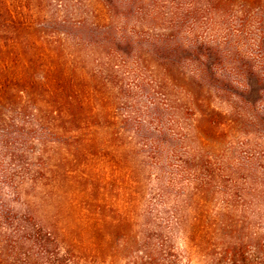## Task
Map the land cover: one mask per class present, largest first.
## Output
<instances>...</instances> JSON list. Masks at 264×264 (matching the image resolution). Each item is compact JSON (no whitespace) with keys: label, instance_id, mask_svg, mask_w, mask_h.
Masks as SVG:
<instances>
[{"label":"trees","instance_id":"obj_1","mask_svg":"<svg viewBox=\"0 0 264 264\" xmlns=\"http://www.w3.org/2000/svg\"><path fill=\"white\" fill-rule=\"evenodd\" d=\"M45 3L0 0V264H106L104 238L92 245L68 238L39 213L60 183L50 160L61 159L72 137L78 159L111 153L113 180L120 173L131 185L140 183L141 140L154 154L170 145L177 164L155 194L161 234L149 243L158 253L175 245L174 231L200 229L212 195L232 206L260 191L236 186L239 175L255 174L254 157L241 171L227 159L217 167L216 155L237 150L249 122L264 123V0H59L51 15ZM135 88L153 105L127 104L121 117L116 101L135 100ZM131 114L147 116L155 130ZM103 130L111 140L103 141ZM94 190L97 213L107 215ZM144 197L126 191L129 220ZM255 200L264 204V196ZM125 219L116 231L131 224ZM258 242L260 253L264 239Z\"/></svg>","mask_w":264,"mask_h":264},{"label":"rangeland","instance_id":"obj_2","mask_svg":"<svg viewBox=\"0 0 264 264\" xmlns=\"http://www.w3.org/2000/svg\"><path fill=\"white\" fill-rule=\"evenodd\" d=\"M57 3L59 0H47L45 4L49 15L53 13ZM146 71L151 74L153 69L149 67ZM178 88L179 86L176 89ZM134 90L135 100H131L132 102L128 101L125 104L121 101L119 104L116 101L118 103L116 112L118 111L121 117L130 112L127 104L132 106L138 103L139 106L142 104L144 107L153 105L147 93H138L139 90L136 88ZM168 92L171 93L169 90ZM174 94L176 98L180 97L179 91ZM164 105L165 108H169L165 102ZM260 113H262L261 108ZM131 115L139 121H144L146 126L151 127V131L155 130V126L151 123V119L146 118L147 116ZM249 119H252V115ZM163 120L166 127H169L171 118L167 113ZM106 123L108 125V121ZM85 131L90 137L92 132ZM245 131V134H238L235 139L234 144L237 150L233 153L229 151V155L225 151L216 155L217 167H221L223 160L227 159L231 167L242 168L241 171H246L251 168L252 164V158L249 157H254L256 163L259 164L253 168H256L255 174L251 179L248 177L249 171L239 175L236 186L250 189L259 184L260 191L252 190L251 197L234 202L232 206H229L222 195H212L204 211L200 229L198 231H174L175 245H172L173 248L167 247L165 252L153 251L149 243H157V236L160 237L161 232L155 231L154 228V224L159 223L158 210L162 206L160 201L155 199V194L159 192L162 185L169 184L177 164L173 150L167 144L165 147L162 146L159 154H154L152 153V148H154L152 142L141 140L137 159L140 183L135 184L134 182L131 185L120 173L115 181L113 180L111 166L113 158L110 152L106 157L89 155L80 156L78 159L74 154L75 147H73L77 145L78 138L72 137V146L61 150L64 154L58 156L61 159L53 157L50 160V164H54V169H59L60 183L58 187L46 193L47 199L40 207L39 213H46L50 219L57 222L62 230L61 235H66L68 238L84 241L88 245L99 241L100 236L104 238L108 245L106 264H252L257 256L261 257L262 264H264V251L257 252L261 247L258 241L264 239V204L255 200L262 199L264 196V123L253 125L249 122ZM73 135L77 133L74 132ZM109 136V131L106 133L103 130L100 134V137L104 138H102L103 141L111 140ZM126 136L134 138L136 134L130 131L126 132ZM245 141L250 143V149L243 148ZM141 143L146 146L142 147ZM107 151L109 150L104 153L106 154ZM152 155L157 159L153 160ZM93 187L96 188V192L97 188L99 189L98 197L104 199L103 203L110 211L107 215L97 213L95 204L97 194L95 190L93 192ZM126 191H142L145 195L143 201L136 205L132 220H129V212L126 210ZM257 195L260 196L257 197ZM111 209L114 212H111ZM125 217L131 224L127 225L126 222L125 227L127 228L116 231L114 225L119 226ZM145 227H149L150 231H143ZM171 232L173 231H163L165 235ZM146 236H148L147 239L152 236L153 240H147L145 244L143 237ZM129 238L131 239L130 244H128ZM135 238L137 243H135ZM174 260L176 262H173Z\"/></svg>","mask_w":264,"mask_h":264}]
</instances>
